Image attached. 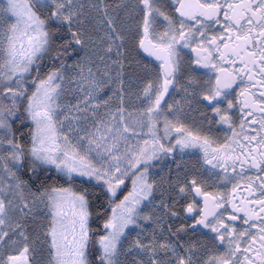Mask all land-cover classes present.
Segmentation results:
<instances>
[{"label":"snow or ice","instance_id":"obj_1","mask_svg":"<svg viewBox=\"0 0 264 264\" xmlns=\"http://www.w3.org/2000/svg\"><path fill=\"white\" fill-rule=\"evenodd\" d=\"M0 264H264V0H0Z\"/></svg>","mask_w":264,"mask_h":264}]
</instances>
